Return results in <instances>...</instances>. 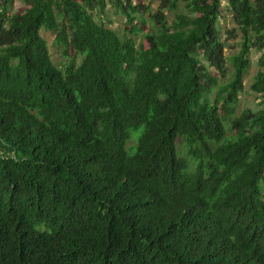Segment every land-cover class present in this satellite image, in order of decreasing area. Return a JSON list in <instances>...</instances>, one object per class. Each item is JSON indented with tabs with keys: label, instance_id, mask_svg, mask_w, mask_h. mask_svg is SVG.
<instances>
[{
	"label": "trees",
	"instance_id": "16d2710c",
	"mask_svg": "<svg viewBox=\"0 0 264 264\" xmlns=\"http://www.w3.org/2000/svg\"><path fill=\"white\" fill-rule=\"evenodd\" d=\"M12 1L0 264H264V0H22L10 13ZM108 2L120 32L99 19ZM224 4L242 33L229 56ZM253 48L263 106L238 114Z\"/></svg>",
	"mask_w": 264,
	"mask_h": 264
},
{
	"label": "rangeland",
	"instance_id": "374dc122",
	"mask_svg": "<svg viewBox=\"0 0 264 264\" xmlns=\"http://www.w3.org/2000/svg\"><path fill=\"white\" fill-rule=\"evenodd\" d=\"M145 5H148L150 10L156 12L160 8V0H144ZM23 5L22 0H13L11 4H9V12L14 13L20 9ZM108 18L101 17L99 19L106 20L108 24L116 29L118 32L122 31L125 27V17L124 15L116 9L115 6L112 5L111 2H108ZM175 12H169L168 18L171 21L174 17ZM148 16V12L146 15ZM218 28L221 32L222 40L225 42V55L229 56L240 49V40L242 39V33L237 28L236 23L234 22L233 15L231 10L228 8L226 4H224L223 13L218 22ZM42 36L47 40L49 51L51 53L52 59L56 65L59 67H63L65 63L68 61L69 58L63 56L62 48L60 49L59 46L56 44V33L46 29H41ZM139 40V39H138ZM262 51H258L255 48L252 49L251 52V65L246 71L245 78H244V88L239 93V105H238V114L242 112L245 108L251 107L253 109H259L263 106L261 104V96L259 93L254 92L251 89V84L253 83L254 76L257 73L259 66H258V59L260 58ZM81 57H79V61ZM227 65L229 68V72L232 71L230 61H227ZM213 73H217V71L211 68ZM218 76L220 77V83L227 81L230 78V74L226 75V77H222V75L218 72ZM217 88L212 93V98L216 95Z\"/></svg>",
	"mask_w": 264,
	"mask_h": 264
}]
</instances>
